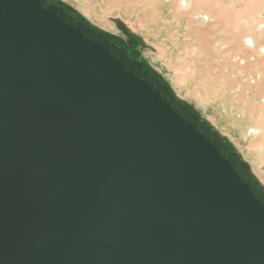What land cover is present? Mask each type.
Returning a JSON list of instances; mask_svg holds the SVG:
<instances>
[{
	"label": "water",
	"instance_id": "1",
	"mask_svg": "<svg viewBox=\"0 0 264 264\" xmlns=\"http://www.w3.org/2000/svg\"><path fill=\"white\" fill-rule=\"evenodd\" d=\"M0 264H264V189L141 62L0 0Z\"/></svg>",
	"mask_w": 264,
	"mask_h": 264
},
{
	"label": "bare ground",
	"instance_id": "2",
	"mask_svg": "<svg viewBox=\"0 0 264 264\" xmlns=\"http://www.w3.org/2000/svg\"><path fill=\"white\" fill-rule=\"evenodd\" d=\"M78 2L96 29L109 35L124 25L177 72L173 96L196 98L201 118L264 189V0Z\"/></svg>",
	"mask_w": 264,
	"mask_h": 264
},
{
	"label": "rangeland",
	"instance_id": "3",
	"mask_svg": "<svg viewBox=\"0 0 264 264\" xmlns=\"http://www.w3.org/2000/svg\"><path fill=\"white\" fill-rule=\"evenodd\" d=\"M58 1H60L64 5L68 6L73 13L77 14L79 19H81V20L83 19L82 21L84 22V24H86L87 27L91 26L92 29L96 33L104 36L107 40L110 38H113V37H118L124 41H131L133 44H137L138 52L141 56V59L147 65L146 68L148 70L153 71L154 73H156L157 75L160 76L161 81L169 87V90H170L172 95H173V91L176 92L179 90V88H180L179 85L182 86V84H180L178 82H174V80H173V77L175 78L178 76V75H176L177 72H173V71H171V69L161 68V62L159 60H157V58H155L154 54L150 53L147 45L140 38H137L135 35L130 34V32L124 27V25H120L119 28L114 25L116 32L108 35V33L103 32L102 30H100L98 28L96 29L95 26L91 25V23L84 16H82L80 11L77 9V7L79 5L78 0H76V1L75 0H58ZM172 73L173 74L176 73V74L172 75ZM181 83H182V81H181ZM178 86H179V88H178ZM180 101L182 103H184L185 105L189 106L190 108H192L195 112H197V114L199 115L201 120L203 119V118H201V115H202L201 107L199 106V104H197L196 98L193 97L192 99H186V100L182 99ZM202 121L205 123V125H207L208 127H211V124L208 121H206L205 119H203ZM221 138L227 143V145L229 146V149L235 151L234 147L230 143H228V141L224 137H221ZM245 165L248 167L247 164H245Z\"/></svg>",
	"mask_w": 264,
	"mask_h": 264
},
{
	"label": "flooded vegetation",
	"instance_id": "4",
	"mask_svg": "<svg viewBox=\"0 0 264 264\" xmlns=\"http://www.w3.org/2000/svg\"><path fill=\"white\" fill-rule=\"evenodd\" d=\"M45 1H47L50 4H54L55 6L62 7V9L67 14L71 15L70 8L68 6L62 4L60 1H58V0H45ZM108 41L113 43L114 45H116L118 48L122 49L126 53L127 57L130 58L131 60L141 62L143 65V68L147 66L146 63H144L143 60L141 59V56L138 52L137 44H133L131 41H124L118 37L110 38V39H108Z\"/></svg>",
	"mask_w": 264,
	"mask_h": 264
},
{
	"label": "trees",
	"instance_id": "5",
	"mask_svg": "<svg viewBox=\"0 0 264 264\" xmlns=\"http://www.w3.org/2000/svg\"><path fill=\"white\" fill-rule=\"evenodd\" d=\"M70 12H71V16L75 19V21H79V22H82V23L84 24V22H83L81 19L78 18L77 14L73 13L72 11H70ZM84 25L86 26V24H84ZM144 70L147 71V73L150 72V73H149L150 75L154 76V77L157 78L161 83H163V82L161 81L160 77H159L156 73H154V72L151 71V70H148L146 67H144Z\"/></svg>",
	"mask_w": 264,
	"mask_h": 264
}]
</instances>
